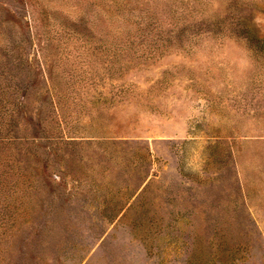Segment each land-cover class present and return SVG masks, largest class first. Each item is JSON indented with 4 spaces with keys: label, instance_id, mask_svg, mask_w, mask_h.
Wrapping results in <instances>:
<instances>
[{
    "label": "rangeland",
    "instance_id": "obj_1",
    "mask_svg": "<svg viewBox=\"0 0 264 264\" xmlns=\"http://www.w3.org/2000/svg\"><path fill=\"white\" fill-rule=\"evenodd\" d=\"M0 264H264V0H0Z\"/></svg>",
    "mask_w": 264,
    "mask_h": 264
}]
</instances>
